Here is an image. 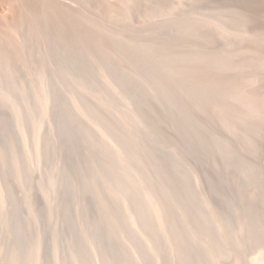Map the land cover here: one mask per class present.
Masks as SVG:
<instances>
[{
	"label": "rangeland",
	"instance_id": "374dc122",
	"mask_svg": "<svg viewBox=\"0 0 264 264\" xmlns=\"http://www.w3.org/2000/svg\"><path fill=\"white\" fill-rule=\"evenodd\" d=\"M117 1L29 69L40 115L0 87V264H264V0Z\"/></svg>",
	"mask_w": 264,
	"mask_h": 264
},
{
	"label": "bare ground",
	"instance_id": "6f19581e",
	"mask_svg": "<svg viewBox=\"0 0 264 264\" xmlns=\"http://www.w3.org/2000/svg\"><path fill=\"white\" fill-rule=\"evenodd\" d=\"M88 4L89 7H87ZM90 4L92 7H97L104 11L105 14H110L118 7L119 2L117 0L115 2L114 0H0V87H2V89L5 88V90L8 91L7 95H10L12 101H15V103L22 106H24L28 101H32L35 114L40 115L41 109L39 110V107L41 105L39 107L37 106L39 97H36V95L32 93L33 90L31 91L32 87L35 86L30 81V76H32L30 74L33 73H30L29 69H34L36 75L40 74L37 73L38 69L44 66L48 61L44 60V57L45 59L52 58L54 62H56L55 58L58 60L57 57L60 50L65 52L64 46L67 49V47L72 44L73 39L76 37H81L83 39L86 37H103L100 34L102 32V28H99L97 26L98 24L90 20L91 17L89 18L88 16L89 13L93 12ZM48 67L50 68L49 65ZM50 69H48V73L51 81L50 83L53 93V101L51 103L50 115L48 114V118L45 114L47 113L48 109L44 114L46 115V118L49 122V119L53 118H55L58 122V120L61 121V118L59 117L63 114V108L59 95L55 91V86L53 84L54 77L52 76V71ZM18 80H20L23 85H21ZM22 88H26L28 93H23L24 91L20 90ZM49 96L50 94L48 97ZM5 98L3 97V99ZM47 101L49 102V100ZM4 103L5 102H0V110L3 108L2 105H7ZM262 106L264 108V95L262 96ZM10 114L11 113L9 110L2 112V115L6 118H10ZM23 114L26 117L27 132L30 137L29 139L31 141V145L33 146L34 150H38L40 152L45 147V145L47 147L49 139L53 138L49 128L48 126H44L45 128L42 129L41 135L39 136L40 132L35 133L33 131L35 129H33L31 126L32 124L29 119V109H25ZM25 117H22V119ZM17 118H19V116ZM58 131L59 134L64 133V128L63 126H59V122ZM59 134L57 132V137L60 136ZM61 147L62 151L65 152V147L62 146V144ZM19 151L23 159H25L23 156V147L21 143L19 145ZM0 162L1 171L3 172V176H5V166L1 155ZM26 167L27 166H25V168ZM63 187L64 176L61 175L60 190L62 193H64L62 190ZM156 221L157 228H162L160 219L157 218ZM161 255L163 261L167 264V254L161 252ZM41 257L43 258L44 262H47V264L51 263L50 253L47 248L41 249Z\"/></svg>",
	"mask_w": 264,
	"mask_h": 264
}]
</instances>
